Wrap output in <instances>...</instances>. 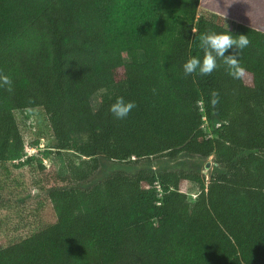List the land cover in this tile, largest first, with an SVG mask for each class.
<instances>
[{"label":"trees","instance_id":"1","mask_svg":"<svg viewBox=\"0 0 264 264\" xmlns=\"http://www.w3.org/2000/svg\"><path fill=\"white\" fill-rule=\"evenodd\" d=\"M227 28L250 41L244 75L218 61L186 76L200 36ZM0 74V163L25 149L17 110L39 108L85 167L35 165L58 219L0 246V264H264V0H0ZM116 96L136 104L123 120ZM182 155L214 156L208 183L203 162L152 165Z\"/></svg>","mask_w":264,"mask_h":264},{"label":"rangeland","instance_id":"2","mask_svg":"<svg viewBox=\"0 0 264 264\" xmlns=\"http://www.w3.org/2000/svg\"><path fill=\"white\" fill-rule=\"evenodd\" d=\"M229 21L232 25L236 23L234 19ZM100 103L101 92L93 98L94 108L97 109ZM16 114L23 129L25 149L22 157L0 163V246L18 242L58 219V202L47 198L46 191L38 184L39 178L34 170L38 162L55 166L62 175L85 169L84 157L74 150H57L49 120L42 109L17 110ZM204 127L208 133L214 132L212 122ZM202 162V174L208 183L214 169V156L206 160V165L205 161L187 155L177 160L155 159L152 165L156 170L166 167L191 171L196 163ZM104 171L102 168L96 172L98 179L109 173V170L106 174ZM187 192L191 200H195L200 193L199 186L190 182Z\"/></svg>","mask_w":264,"mask_h":264},{"label":"clouds","instance_id":"3","mask_svg":"<svg viewBox=\"0 0 264 264\" xmlns=\"http://www.w3.org/2000/svg\"><path fill=\"white\" fill-rule=\"evenodd\" d=\"M249 43L247 35L234 34L228 28L222 32L209 30L199 38V48L203 55L190 56L182 65L183 72L186 76L192 74L207 76L218 68V61H221L231 77L240 78L244 75L245 69L239 64L237 56L239 51L245 49ZM230 49H235V52H230ZM11 84L7 75L0 74V86L6 85L11 90ZM216 95L215 92L212 93V105L218 102ZM135 107L134 101L126 100L123 96H116L109 106V111L114 118L123 120Z\"/></svg>","mask_w":264,"mask_h":264},{"label":"water","instance_id":"4","mask_svg":"<svg viewBox=\"0 0 264 264\" xmlns=\"http://www.w3.org/2000/svg\"><path fill=\"white\" fill-rule=\"evenodd\" d=\"M208 166H210V164L208 163Z\"/></svg>","mask_w":264,"mask_h":264}]
</instances>
